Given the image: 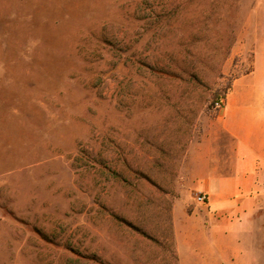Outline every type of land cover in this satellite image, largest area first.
I'll use <instances>...</instances> for the list:
<instances>
[{
    "label": "rangeland",
    "instance_id": "1",
    "mask_svg": "<svg viewBox=\"0 0 264 264\" xmlns=\"http://www.w3.org/2000/svg\"><path fill=\"white\" fill-rule=\"evenodd\" d=\"M252 32L264 0H0V264H179L215 98L264 96Z\"/></svg>",
    "mask_w": 264,
    "mask_h": 264
},
{
    "label": "crops",
    "instance_id": "2",
    "mask_svg": "<svg viewBox=\"0 0 264 264\" xmlns=\"http://www.w3.org/2000/svg\"><path fill=\"white\" fill-rule=\"evenodd\" d=\"M253 44V62L264 57ZM236 78L204 139L202 153L190 163L204 211L183 224L175 218L174 241L179 264H256L264 251V96Z\"/></svg>",
    "mask_w": 264,
    "mask_h": 264
},
{
    "label": "built area",
    "instance_id": "3",
    "mask_svg": "<svg viewBox=\"0 0 264 264\" xmlns=\"http://www.w3.org/2000/svg\"><path fill=\"white\" fill-rule=\"evenodd\" d=\"M222 103H223V100H221V99L215 101L214 102V108L220 109L222 106ZM195 199H196V202L199 204H205V202H206V196L202 193H199Z\"/></svg>",
    "mask_w": 264,
    "mask_h": 264
},
{
    "label": "trees",
    "instance_id": "4",
    "mask_svg": "<svg viewBox=\"0 0 264 264\" xmlns=\"http://www.w3.org/2000/svg\"><path fill=\"white\" fill-rule=\"evenodd\" d=\"M224 98H225V94L223 95V97H218V96H217V97L215 98V101H217L218 99L224 100ZM142 235H143L146 239H148V240L150 239V237H148V235H146L145 233H143Z\"/></svg>",
    "mask_w": 264,
    "mask_h": 264
}]
</instances>
